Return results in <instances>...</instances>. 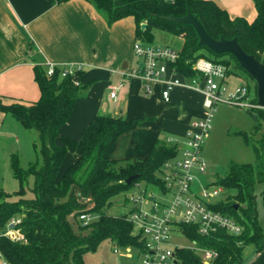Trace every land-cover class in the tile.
Here are the masks:
<instances>
[{"label": "trees", "instance_id": "16d2710c", "mask_svg": "<svg viewBox=\"0 0 264 264\" xmlns=\"http://www.w3.org/2000/svg\"><path fill=\"white\" fill-rule=\"evenodd\" d=\"M48 1L62 3L68 0ZM84 1L94 6L107 25L127 17L133 18L136 41L152 45L156 34L181 38L179 58L172 68L184 80L197 77L193 64L199 58L226 67V78L234 75L231 65L244 72L231 55L214 54L199 46L191 26L164 19L181 18L188 12L210 37L216 40L235 38L246 54L264 64V0H252L256 11L252 21L243 17L231 18L210 0ZM141 24H146L144 30H141ZM46 70L45 64L33 66L34 81L39 90L37 101L9 105L0 101L1 113L14 118L25 130L38 134L40 157V164L22 168L18 157L10 156L12 175L19 189L12 194L0 191V228L11 218H20L19 227L26 242L0 238L1 258L5 264H85L84 255L95 252L105 241L120 249L139 246V235L134 231L127 211L110 215L106 210L118 195L123 197L126 205V194L135 183L161 186L157 174L178 153L177 145L166 140L177 135L159 130L146 158L125 160L118 165L113 159L118 138L144 126L150 119L126 120L120 115H97L86 125L78 140L64 137L60 130L68 121L76 100L89 85L79 84L82 72L63 77V67L55 66L51 76L46 75ZM246 86L252 90L251 103L255 104V84L253 88L249 84ZM244 110L254 124L248 133L237 132L236 135L253 149L255 160L250 164L229 163L225 177L216 179L213 185L232 194L211 206L212 210L232 218L242 227V232L234 236L218 230L208 236H200L195 227L183 225L180 228L185 237L195 241L199 248L217 253L210 264H248L251 260L245 262L243 251L251 244L255 246V255L259 254L253 264H264V231L257 223L256 209V187L264 185V109ZM58 138L61 146L56 145ZM66 153L72 156L73 161L61 181H56ZM131 176L137 177L126 185L125 180ZM29 179L32 180L31 188H28ZM259 197L264 216V189L259 192ZM235 205H238L237 210ZM81 213H90L96 219L86 226L78 225L74 230L70 221L76 223ZM175 256L177 264H203L196 252L188 247L176 249Z\"/></svg>", "mask_w": 264, "mask_h": 264}, {"label": "crops", "instance_id": "0c3cea01", "mask_svg": "<svg viewBox=\"0 0 264 264\" xmlns=\"http://www.w3.org/2000/svg\"><path fill=\"white\" fill-rule=\"evenodd\" d=\"M210 1L231 18L252 21L256 16L252 0ZM135 41L133 18L107 25L94 6L84 0H0V101L9 105L38 100L34 65L80 64L79 84L89 87L76 100L61 135L78 140L97 115H120L126 120L147 118L150 121L144 126L118 138L113 153L118 165L125 160L144 159L159 130L181 138L192 119L203 118L205 110L202 94L193 89L175 88L167 102L162 99L159 85L146 95L142 81L130 76L136 67L132 52ZM229 82L228 78L227 85ZM110 87L116 89L114 99L109 96ZM7 116L0 112V131ZM69 159L71 165V155Z\"/></svg>", "mask_w": 264, "mask_h": 264}, {"label": "built area", "instance_id": "2783aa9c", "mask_svg": "<svg viewBox=\"0 0 264 264\" xmlns=\"http://www.w3.org/2000/svg\"><path fill=\"white\" fill-rule=\"evenodd\" d=\"M136 67L131 77L142 81L146 95L152 93L154 85L161 86L162 99L167 102L172 90L184 87L196 90L203 96L205 116L191 122L189 129L181 138H168V143L176 144L178 153L175 158L163 165L157 174L160 187L135 183L126 194L128 219L139 235L140 245L120 249L113 245L115 254L135 256L131 264H177L176 249L188 247L196 252L203 264H210L217 253L199 248L195 241H189L181 226L195 227L200 236H208L218 230L237 236L242 232L236 222L211 209L226 191L219 186L202 187L192 192L195 175L206 171V164L201 157L203 141L211 128L213 112L217 103H229L242 108H259L251 103L252 90L246 85L227 90L226 67L199 58L193 64L197 77L184 80L174 69L179 58V50L166 45H151L135 41L132 46ZM54 65L47 64L46 75L51 76ZM63 67L62 76L82 72L80 64ZM201 76V78H199ZM116 89L110 87V98L114 99ZM96 217L90 213H81L77 220L82 226L94 222ZM20 218H11L0 228V238L11 242H26L20 230ZM179 235L188 245L180 246L173 242V235ZM120 251V252H119ZM1 258V255H0Z\"/></svg>", "mask_w": 264, "mask_h": 264}, {"label": "rangeland", "instance_id": "374dc122", "mask_svg": "<svg viewBox=\"0 0 264 264\" xmlns=\"http://www.w3.org/2000/svg\"><path fill=\"white\" fill-rule=\"evenodd\" d=\"M181 41V38L156 34L152 45L163 43L161 45L178 49ZM204 53L211 56L206 51H204ZM231 68L234 75L229 78L230 82L227 85L228 91L247 84L252 88L254 87L253 80L244 72L232 65ZM244 109L245 108L229 103L216 104L211 121V128L204 138L201 150V157L206 164V171L203 174L195 175V183L192 188L193 193H196L202 187L210 188L213 186L216 179L224 178L229 163L250 164L254 162L255 155L253 149L246 146L241 137L236 135L237 132L248 133L254 124L252 118L246 114ZM199 119H201V117L196 116L192 119V122ZM8 122H11L12 125H8ZM38 145L39 140L36 132L25 130L18 121L9 115L7 116L5 126L0 131V190L12 194L19 189V184L12 175L10 156L16 155L22 168H27L30 164L34 163L40 164ZM56 145H62L60 138L56 140ZM69 158V153H66L57 171L56 181H61L65 171L69 167ZM31 185L32 180L29 179L28 188H31ZM263 189L264 185L256 187L258 196L256 199V209L258 213L257 223L264 231L263 206L259 197V192ZM230 194H232V192L223 194L220 200H225ZM27 196L31 197V194ZM14 199L13 197V200ZM126 211L127 206L124 205L123 197L118 195L112 199V206L106 210V213L110 215H120ZM70 222L74 230H76L78 225H81L78 221L76 223L73 221ZM173 242L180 246L188 245L183 238L176 234L173 235ZM255 251V246L252 244L244 249L243 257L245 262L254 258ZM134 258L135 256L130 258L123 256L121 253L115 254L113 252V244L109 241H105L99 245L95 252L85 254L84 262L85 264H131L134 263ZM0 264H5L2 258H0Z\"/></svg>", "mask_w": 264, "mask_h": 264}, {"label": "water", "instance_id": "95a60500", "mask_svg": "<svg viewBox=\"0 0 264 264\" xmlns=\"http://www.w3.org/2000/svg\"><path fill=\"white\" fill-rule=\"evenodd\" d=\"M165 20L180 24L189 25L195 31L198 38V45L207 48L214 54H229L238 63L239 67L253 80L256 87V104L260 109H264V64L257 61L254 56L246 54L239 46L235 38L226 40L220 38L218 40L210 37L200 22L189 12L181 18L165 17ZM141 30L146 28V24H141ZM137 176H131L125 180L126 185H130ZM238 205L234 206L237 210ZM264 252V250L262 251ZM259 254L248 263L253 264Z\"/></svg>", "mask_w": 264, "mask_h": 264}]
</instances>
